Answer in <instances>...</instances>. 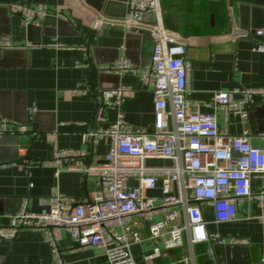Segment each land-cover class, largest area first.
<instances>
[{
    "label": "crops",
    "instance_id": "obj_1",
    "mask_svg": "<svg viewBox=\"0 0 264 264\" xmlns=\"http://www.w3.org/2000/svg\"><path fill=\"white\" fill-rule=\"evenodd\" d=\"M111 3L101 17L122 21V1ZM233 1V2H232ZM161 0L167 29L177 32L187 46L190 101L194 110L216 112L220 130L235 135L249 129L251 143L264 145V97L255 95L248 109V120L227 116L207 105L214 93L236 87L259 88L264 85V51L258 50L261 38L243 34L229 37L231 15L237 26L245 18L264 20V6L258 0ZM34 7L48 5L50 15L42 25L28 27L10 4ZM83 0H0V38L14 47L0 52V115L27 131L0 136V226L26 201L29 210L48 207L47 199L56 193L85 199L94 189V178L79 170H60L48 161L54 148L79 149L88 153L87 161L103 157L109 137L93 144L88 137L100 127L116 121L120 113L134 130L150 129L154 120V94L139 75L109 73L103 67L128 58L136 67L151 61L154 38L148 31L96 23L83 10ZM7 6L8 8L4 7ZM259 6H263L259 7ZM260 8L259 10H257ZM263 9V10H262ZM151 15L141 26L148 27ZM258 18V19H257ZM247 20V21H248ZM125 22V21H123ZM246 23V21H245ZM39 26V27H38ZM264 29V27H258ZM257 28V30H258ZM102 32L101 36L91 33ZM52 43H62L60 48ZM97 67L93 75L90 63ZM101 70V71H100ZM104 71V72H103ZM103 73V74H102ZM124 88L118 106L108 103L106 92ZM241 98V94L236 95ZM101 102L103 105L101 106ZM101 112L103 118H97ZM259 182H252L258 191ZM210 231L229 238L248 239L247 245L185 243L170 251L168 257L142 258L151 246L132 244L138 264H264V206L250 197L239 205L238 218L218 222L212 207L202 204ZM57 242L56 264H110L105 250L79 246L66 230ZM14 238L0 237V264H50L53 249L41 229L24 227ZM188 257L190 263L179 261Z\"/></svg>",
    "mask_w": 264,
    "mask_h": 264
},
{
    "label": "built area",
    "instance_id": "obj_2",
    "mask_svg": "<svg viewBox=\"0 0 264 264\" xmlns=\"http://www.w3.org/2000/svg\"><path fill=\"white\" fill-rule=\"evenodd\" d=\"M124 4L122 21L141 25L145 15L152 17L148 24L154 38L151 61L136 67L122 57L103 69L139 75L151 87L152 127L134 130L120 113L109 126L88 133L93 144L109 137L110 145L103 157L87 161L84 150L54 148L46 162L57 166L56 174L60 170L82 171L94 178V189L81 200L56 193L47 199L48 207L38 212L29 210L27 202L22 201L8 222L0 226V237L14 238L24 227L41 229L53 249L50 264L60 261L57 242L61 230H66L79 246L103 248L110 264H138L132 253L134 243L151 246L143 254L144 259L168 257L171 250L186 242H208L211 253L214 244L247 245L248 239L226 238L210 231L202 204L213 208L218 222L238 218V205L246 197L263 207L264 145L259 148L251 143L248 128L235 135L222 132L216 112L193 109L187 46L177 32L166 28L161 0H124ZM8 6L25 24L42 25L51 12L43 3ZM255 35L263 37L258 50L264 51V29L258 28ZM52 45L66 47L62 43ZM13 47L0 38V52ZM124 88L106 92L111 106L121 103ZM237 94L242 97L237 98ZM255 95L264 97V85L260 89L217 91L207 105L246 122V104L253 102ZM97 118H103L101 112ZM27 129L0 115V136ZM254 180L259 182L258 191H252ZM179 261L190 263L188 257Z\"/></svg>",
    "mask_w": 264,
    "mask_h": 264
},
{
    "label": "water",
    "instance_id": "obj_3",
    "mask_svg": "<svg viewBox=\"0 0 264 264\" xmlns=\"http://www.w3.org/2000/svg\"><path fill=\"white\" fill-rule=\"evenodd\" d=\"M83 1H84V4H82V3L80 4L82 9L86 10L93 17V20L96 23H99L101 26L102 25L115 26V27H119V28L120 27H124V28H126L128 30L148 31L150 33H152V31H153L152 29L144 27V26H141V25H133V24H130V23H127V22H123L121 20H119V21L109 20V19H105V18L101 17L102 11L107 14L108 10H109V8L111 6V3L116 2L115 0H83ZM120 1H122L121 3L123 4V7H124V12L121 14V17H123L124 14H125V11H126V4H124V0H120ZM258 3H259L258 5H263L264 6V0H258ZM263 6H259V7L263 8ZM0 7H2V6H0ZM4 7L8 8L7 6H4ZM259 9L260 8H258L257 10H259ZM231 19H232V21H231V30H230V32L228 34L229 37H241V36H243V34H246V35H249L251 37H256V38L258 37V38L263 39V37L255 35V31L257 30L258 27H264L263 18L261 20H258L259 21L258 23H256V18H253L252 20H248L247 18H245L246 23H245L244 20H242L241 23L238 26H237V23H236V18H234L233 14L231 15ZM35 26L36 25L34 23L28 25L29 28L30 27L32 28V27H35ZM93 34H96L97 36H101L102 32L93 31L91 33V36ZM90 72L93 75V82H92V87H93L94 81H95V79H96V77L98 75L97 74V67L94 66L93 62L90 63ZM98 76H99L100 79L103 77V75H98ZM252 104H253V102H249V103L246 104V107L249 108ZM102 105H103V102H101V106ZM195 202L200 203V201H198V200L195 201ZM18 209H16L12 213H15Z\"/></svg>",
    "mask_w": 264,
    "mask_h": 264
}]
</instances>
